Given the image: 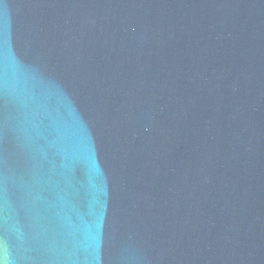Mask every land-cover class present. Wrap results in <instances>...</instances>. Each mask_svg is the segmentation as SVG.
I'll return each instance as SVG.
<instances>
[{
  "label": "water",
  "instance_id": "1",
  "mask_svg": "<svg viewBox=\"0 0 264 264\" xmlns=\"http://www.w3.org/2000/svg\"><path fill=\"white\" fill-rule=\"evenodd\" d=\"M0 264H264V0H0Z\"/></svg>",
  "mask_w": 264,
  "mask_h": 264
}]
</instances>
